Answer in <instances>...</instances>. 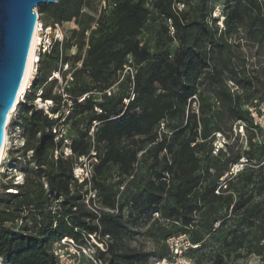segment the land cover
<instances>
[{"label": "trees", "instance_id": "trees-1", "mask_svg": "<svg viewBox=\"0 0 264 264\" xmlns=\"http://www.w3.org/2000/svg\"><path fill=\"white\" fill-rule=\"evenodd\" d=\"M211 2L38 6L78 27L42 56L10 121L22 142L10 168L22 183L0 182L1 264H56L63 237L76 264L88 245L100 264H146L155 253L129 245L137 233L162 247L158 261L178 235L190 243L183 254L203 256L196 264L264 260V137L250 110L264 103V0H223L221 25ZM64 64L71 75L58 92L48 76ZM37 95L51 105L38 108ZM79 158L89 181L73 176ZM133 214L149 218L140 231Z\"/></svg>", "mask_w": 264, "mask_h": 264}, {"label": "water", "instance_id": "water-1", "mask_svg": "<svg viewBox=\"0 0 264 264\" xmlns=\"http://www.w3.org/2000/svg\"><path fill=\"white\" fill-rule=\"evenodd\" d=\"M55 2L57 0H0V151L7 117L22 82L38 23V12L34 8Z\"/></svg>", "mask_w": 264, "mask_h": 264}, {"label": "rangeland", "instance_id": "rangeland-1", "mask_svg": "<svg viewBox=\"0 0 264 264\" xmlns=\"http://www.w3.org/2000/svg\"><path fill=\"white\" fill-rule=\"evenodd\" d=\"M101 0H94V7H98L99 3ZM212 5L214 6V11H213V15L214 16H218L219 17V25L221 20H222V8H223V0H212ZM45 5V4H44ZM38 13H40L39 8L35 7L34 8ZM94 11V10H93ZM41 18L44 22H51L50 19H47V17H45L43 14H41ZM78 26L76 25V23L74 21H69V22H63V32L64 35H66V37H68L71 33L72 29H76ZM243 47V52L246 55V59L248 61H252L254 62L255 59L252 56L254 49L253 48H248L247 46H245L244 44H242ZM260 67L263 68V72H264V60L260 59V63H259ZM263 78H264V73H263ZM53 90V89H52ZM261 108V113L255 112V110L250 109L251 113L254 117V120L259 123L260 127L262 128L260 135L258 136V139L260 140L262 137H264V103L260 106ZM11 115V119H13V117L16 115V108L14 111H12ZM9 128V127H8ZM7 129V127H6ZM8 136L9 138L6 141V145L4 148V155L0 161V182L4 181V180H8L11 177L17 181L16 179H20L21 172L19 170H15V169H11L10 168V163L13 162V159H19V147L21 145V137H20V130L19 129H14L11 128L10 125V130L8 129ZM222 142V138L218 137V144ZM83 162H88V160H85ZM92 207L95 208L97 207V204H92ZM131 219H133V229H137L138 231H140L142 229V227H144V223L149 222V218L146 216H140L137 214H133V216L131 217ZM131 238L129 239V245L132 247H136L137 249H142L145 251H154V256L150 257L148 262L146 264H170L166 261H158L156 258V253H158V251L162 250V247L160 245H155L153 243V241H151L149 238H146L144 236H142L141 234L137 233V234H132L130 236ZM91 241H93V239H91ZM185 239H179L177 241L176 244H174L173 242V248L175 247H182L185 245ZM59 248L61 249V256L59 257V260L61 261L62 264H73L78 258V257H69L65 252L68 251L69 253H74L75 249L73 247L72 244H61L59 246ZM170 249V247H169ZM171 251V250H170ZM82 252L84 253V255L88 258L83 260L82 264H100L99 262H94L92 261L89 257L91 255H93V251L90 245H88V247H86L84 250H82ZM77 254H75L76 256ZM199 253H187V254H183L182 257H178L176 259V261L172 264H186V261H189V264H196V261L198 259H201ZM228 264H264V260L257 258V257H249V258H242L239 259L235 262H229Z\"/></svg>", "mask_w": 264, "mask_h": 264}, {"label": "built area", "instance_id": "built-area-1", "mask_svg": "<svg viewBox=\"0 0 264 264\" xmlns=\"http://www.w3.org/2000/svg\"><path fill=\"white\" fill-rule=\"evenodd\" d=\"M100 5L104 6L105 5V0H101L100 1ZM96 27V23L95 21L92 23L91 28H95ZM89 34V30H87L85 32L86 35V41H87V36ZM64 38V32H63V22H58V21H52V22H44L41 18L40 13H38V23L33 35L32 40L34 39V48L32 49V71H31V76L29 78V80L27 81L24 91L19 95L17 102L19 103L20 101H22L24 99V95L27 89H29V87L31 86V81L33 79V77L35 76V74L37 73V67L38 64L42 58V56L46 53H48L53 44L55 42H62ZM87 45L84 46V48ZM73 50H65L64 53L65 54H71L73 53ZM28 57H29V53H28ZM81 65V61L77 62V66ZM126 69H129V67H126ZM63 71H67L65 79L62 78L61 72ZM70 75H71V71L69 70V67L67 64H64L62 66V68L56 71H53L49 76H48V80H52V79H56L57 83L59 85V89L58 92H63V87L66 84L67 80L70 79ZM107 94H110V89H107L105 91ZM39 95H37V98L34 100V104L38 107V108H42L40 107L38 100L40 101L41 99L38 97ZM63 96H65V94H63ZM86 96V94L82 95L79 100H83L84 97ZM124 102H127V99H124ZM44 103V109H46L49 105H51V101L50 100H45L43 101ZM16 108V107H15ZM15 108L12 110L14 111ZM68 112V111H67ZM12 113V112H11ZM57 115H54V117ZM10 121H11V115L8 119V121L6 122L7 124V139L9 138L8 136V129L10 130ZM9 127V128H8ZM94 128L90 129V133H93ZM55 132V130H54ZM65 133L64 129H58V137H61L63 134ZM5 136V135H4ZM56 137V138H58ZM65 143H68L69 140L68 139H64ZM22 144V142H21ZM31 151H29L30 153ZM64 153L68 154L70 153V150L68 148L64 149ZM55 154H57V151H55ZM85 158H79V162L76 163L73 167V176L75 179H77L78 182H84V181H89L91 179V174H92V167L91 164L89 162H83L85 161ZM17 183L21 184L22 183V176L20 177V179H16ZM13 192H15V190H12ZM185 239V245L182 247H175L173 248V242L174 244L177 243V241L179 239ZM167 243L170 247V252H171V256L170 259H163L162 261H166L170 264L174 263L176 261V259L178 257H182L183 253L185 251L186 246L190 245V243L187 241L186 237L184 235H178V236H172L169 237L167 239ZM61 244H72L75 252L74 253H69L68 251H66L65 253L69 256V257H75L76 253V248H75V244L73 242V240L69 237H63L60 239L59 242H55L53 243V254L56 256L57 258V263L56 264H62L61 261L59 260V257L61 256V249L59 248V246ZM77 259V258H76ZM77 260L73 263L76 264ZM186 264H189V261L185 260ZM0 264H1V260H0Z\"/></svg>", "mask_w": 264, "mask_h": 264}, {"label": "bare ground", "instance_id": "bare-ground-1", "mask_svg": "<svg viewBox=\"0 0 264 264\" xmlns=\"http://www.w3.org/2000/svg\"><path fill=\"white\" fill-rule=\"evenodd\" d=\"M33 48H34V39L31 42V46H30V50H29V57L27 58L26 67H25L23 78H22V82L20 84V87H19L17 96L15 98L14 104L12 105V107L10 109V112L8 114L7 121L9 119V117H10V114H11L12 110L16 106V103H17L19 95L24 91L25 85H26L27 81L29 80V78L31 76V71H32V49ZM38 103H39L40 107H42V108L44 107V103H43L42 100H40V101L38 100ZM6 141H7V132H6V129H5L4 141H3V145H2V148H1V151H0V161H1L2 157H3V155H4V148H5V145H6Z\"/></svg>", "mask_w": 264, "mask_h": 264}]
</instances>
